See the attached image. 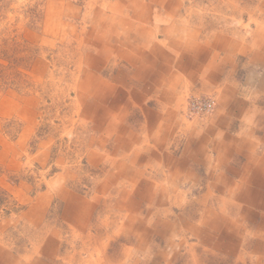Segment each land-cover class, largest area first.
Returning <instances> with one entry per match:
<instances>
[{
  "label": "rangeland",
  "instance_id": "374dc122",
  "mask_svg": "<svg viewBox=\"0 0 264 264\" xmlns=\"http://www.w3.org/2000/svg\"><path fill=\"white\" fill-rule=\"evenodd\" d=\"M233 1L0 0V255L7 259L4 260L5 264H18L20 256L31 253L24 252V249L31 250L35 243L39 246L31 254L37 253L42 247L41 237L45 235V231H39L41 224L54 223L55 228L62 227L63 234H67L68 225H62L57 220L68 214L67 196L83 202L77 208L82 218L71 216L70 225L80 227L75 229L78 232L74 245L73 238L69 236L70 245L67 246L73 250L71 255L81 254L77 247L81 243L82 254H88L87 262L90 264H95L94 260L98 264H126L130 251L118 243L114 234L113 262L107 259L101 262L102 250L111 237L105 233L100 237L98 232L93 237L87 231L90 225L87 219L89 215L92 216L93 208L103 213L106 207L112 208L113 218L117 217L113 221L115 233L118 232L115 223H121L127 211L141 216L146 210L159 219L160 215L157 214H163L166 208L163 209L161 203L153 200L157 191L151 190H162L164 187L152 183L142 188L140 181L132 189V185H126L125 178L120 180L125 170L119 171L118 179L121 182L115 185V171L111 166H115L116 162L112 163L115 158L112 153L119 149V140L130 142L132 135L140 136L141 142L150 144L147 150L141 151V156L151 159L153 165L165 170L171 166L181 176L193 171L204 174V170L200 171L194 165L190 169L187 147L192 150L203 138H208L212 143L216 137L211 130L218 131L221 124L227 121L233 124L230 134L238 137L240 128L245 126V117L254 121L255 110L264 115V92L259 90L258 83H249L251 75L261 74L262 71L247 67L245 63L248 58L245 55L235 56L231 79L223 77V72L228 69L222 66L219 67L220 73L216 69L203 74L199 71L202 65L199 59L198 66L190 71L193 78L183 81L176 90V101L165 105H162L161 98L152 94L158 91L157 83L162 77H170L164 72L166 64L168 69L178 74L174 65H179V60L168 44L164 48L165 56H160L163 69L159 70L156 64L148 63L152 78L145 84L147 92L143 94V100L136 98L126 83L130 62L117 53L113 58V24L119 30L121 22L145 19V16L148 19L199 20L205 23L206 20H219L221 14L225 15L222 9L228 3L231 8L229 21L234 22L238 10L233 11L232 7L243 3L251 5L252 2L236 0L244 1L237 4ZM120 9L128 10L129 15L116 18L114 13ZM146 9L150 10L149 13ZM241 18L248 23V11ZM236 24H232L231 29L241 30ZM147 26H150V33H154L156 38L152 44L161 42L162 47L167 42L165 34L171 35L175 30L164 23L155 26L148 23ZM176 26L181 35L175 32L181 37L190 36V31L195 30L188 26L185 28L180 22H176ZM208 29L211 33L212 28L209 26ZM146 51L148 62H154L153 54L158 50L153 51L151 47ZM210 76L217 77V82L209 79ZM154 77L157 78L156 82L153 81ZM103 79L111 82L115 89L113 93L96 90ZM234 82H237L236 87L225 89L226 85L227 88L232 87L231 83ZM204 99L213 102V111L191 114L188 109L190 103ZM245 107L248 110L242 111ZM169 120H173L172 129ZM113 126L118 129V136H122L117 142L110 139ZM226 133L227 129L223 134ZM208 152L209 155L214 154L210 146ZM169 162L173 164L169 165ZM151 170L145 176L149 177ZM252 181L250 177L248 187H254L250 185ZM105 184L108 185L104 187ZM122 184L125 187H119ZM191 185L189 182L182 188L189 190ZM203 187L199 185L192 189L202 193ZM199 196L196 192L189 193L188 199L195 200ZM37 209L45 212V215L47 213V220L33 218ZM244 211L252 216L256 214L261 217V213L264 214L258 207L246 203ZM172 214L167 211L164 215L171 217L169 215ZM141 222L144 224L142 220L139 224ZM258 222L263 220H254V223L252 220L246 221L245 225L254 228ZM144 227L146 230L143 231L150 239L148 225L144 224ZM140 230L142 234V228ZM168 230L173 233L176 227L168 226ZM121 240L124 241L123 237ZM189 241L196 242L192 239ZM43 247H46V242ZM239 247L242 246L237 249ZM166 250L171 258L175 256L170 248ZM135 251L133 261L129 260L127 264H141L143 258L139 251ZM179 253L184 255L185 249L180 248ZM49 254L50 251H45L42 255ZM221 262L219 260V264H223Z\"/></svg>",
  "mask_w": 264,
  "mask_h": 264
},
{
  "label": "crops",
  "instance_id": "0c3cea01",
  "mask_svg": "<svg viewBox=\"0 0 264 264\" xmlns=\"http://www.w3.org/2000/svg\"><path fill=\"white\" fill-rule=\"evenodd\" d=\"M229 1L231 3V0ZM236 2L239 4L244 1ZM251 2V5L243 3V5L239 4L236 7H232L233 11L238 10V16L234 17L236 19L234 22L229 21L231 8L230 3H228L227 7L222 9V13H225V15L221 14L219 20H206L205 23L199 20L148 19L145 16V19L121 22L119 30L113 24V38L115 39L113 58L117 53L118 56H122L123 59L130 62L131 67L126 71L128 78L126 83L130 85L131 91L136 98L144 99L143 94L147 92L145 84L152 78L148 70L149 67H147L148 63L150 65L156 64L159 70L163 69V62L160 56H165L164 48L167 47V44L170 49L174 50L175 53L173 52L172 54L178 58L179 65L177 63L174 65L178 71V74H175L171 68L168 69V64H166L164 72L166 73L165 75H170V77H162V80L158 79V91L152 96L158 99L161 98L162 105L176 101L177 88H180L186 79L191 80L193 78L190 71L198 66L197 61L199 59L202 64L199 66V71L203 74L207 75L216 69L220 73L219 67L222 66L228 69L223 72V77L231 79L233 75V69L231 68L235 66V56L244 57L245 55L248 58L245 63L247 67L259 68L262 71L261 74L255 73L253 74L254 76L251 75L249 83H258L259 90L264 92V0H251ZM146 11L149 13L150 10L146 9ZM247 11L250 17L248 23L241 18ZM111 12L113 13V8ZM114 14L117 18L124 14L126 16L129 15V12L126 9H120ZM176 22H180L185 28L188 26L190 29L194 28L195 30L190 31V36L181 37L180 31H177L179 28L176 26ZM148 23L154 24V26L155 24L164 23L165 26L175 29L180 35L174 30L171 35L165 34L164 37L167 42H165L164 47H162L161 42H157L154 45L152 41L154 42L156 38L154 33H150V26H147ZM234 23H237L236 27H240L241 30L239 28L231 29L233 28L231 25ZM209 26L212 28L211 33L208 29ZM172 35H176V37ZM151 47L153 51L158 50V52L153 54L154 59L152 61L154 62H148L149 60L146 56L148 52L146 50ZM209 79L217 82V77L213 78L210 76ZM116 80L117 77H115L114 81ZM153 81L156 82L157 78L154 77ZM110 83L103 79L96 90L101 93L108 91L113 93L115 89ZM231 86L227 88L226 85L225 89L236 87L237 82L231 83ZM116 92L119 91L116 90ZM246 110H248V107H245L242 111ZM255 111L254 121H251L250 117L244 118L245 126L240 128L238 137L230 134L233 124H229V121H227V123L221 124L218 131L211 130L212 135L216 137V140L213 139L212 143H210L208 138H203L192 150L187 147V152L189 151L188 159H191L189 163L190 169L194 165L195 168L197 167L200 171L204 170L205 173L193 171L192 173L188 172L186 176H181L171 166H167L165 170L159 165H153L151 159L141 156V151L147 150L149 143L145 145L144 142L140 141V136L137 135H132L133 138L130 142L124 139L119 140L118 138L122 136H118V129L113 126V134L110 139L116 140L114 142L119 140L120 146L119 149L112 153L113 157H115L112 163L116 162L115 166H111L115 171L113 173L115 185H118L122 181L121 179L125 178L126 185H132V189L140 181H142V188L152 183L154 185L157 184L161 188L164 187L167 189L166 192L160 188L151 189L157 191L153 200L157 201V204L161 203L163 209L166 208V212L171 211L174 216L165 217L164 214L166 212L163 211V214H157L160 215L158 219V217H152V212L147 213L146 210H142L143 214L141 216L136 215L134 211H127L124 218L121 219V223H115V229L118 228V232L115 233L113 231V221L117 217L114 215L115 218H113L112 208L106 207L104 213L93 208L92 216L89 215V219H87L90 223L87 231L93 237L97 232L100 233V237H102V233L111 237V240L106 241L104 245L102 258L113 262L114 234L118 239V243H121V246H125L132 254L129 260L133 261L135 257L133 254L137 253L135 250L140 252L143 258L141 264H219V260L223 264H264V214L261 213V217L256 214L252 216L249 212L244 211V203L258 207L261 212L264 211V115L260 111ZM157 117L162 120L160 116ZM169 122H171L169 126L172 129L173 120H169ZM248 128L249 130H247ZM223 129H227L226 134H223ZM208 144L212 149V153L214 152L213 155H209ZM130 151L131 153H129ZM146 159H148V162H146ZM171 164L173 162H169V165ZM149 169H152V172L148 177V175H145ZM192 169L194 170V167ZM120 170H125L123 177H120L121 181L118 179ZM227 173H232L233 175H228ZM250 177H252V182H254L250 184L254 186L253 188L248 187ZM182 178L183 180H181ZM131 182L132 184H130ZM189 182L193 186L191 185L189 190L183 189L182 187ZM107 185L105 184L104 187ZM199 185L204 186L202 193L192 189L197 188ZM122 186L125 187L124 184L119 187ZM194 192L200 196L195 200L188 199L189 193L193 194ZM68 197L65 198L67 202L66 212L68 214L57 219L60 220L59 222L62 225H68L67 234H63L64 230L62 227L55 228L54 223L41 224V230L39 231H45L44 237H41L42 242L40 245L42 244V247H39V251L37 250L35 254L31 253L33 249H37L36 246H39L37 243L33 245L31 250L24 249V252L31 253H25L19 258L17 257L18 264H68L69 262L73 264H90L87 262L89 260L88 254H82L81 243L77 245L81 253L78 256L76 254H72V256L70 252L73 250H71L70 246H67L70 245L69 236L73 238L72 245L75 244L74 240L78 232L75 229L80 227L77 222L75 223L77 225L75 228L70 225L71 216L75 215L78 219L82 218L80 212H77L80 211L77 208L83 203L77 201L79 198L70 199ZM37 210L33 218L39 221L47 220V213L45 215V212ZM151 210L153 211L154 208ZM94 213L95 215H93ZM140 220L148 225L150 239H148L146 231H143L144 229L146 230L144 224L142 222L139 224ZM251 220L253 223L254 220H263V222H258L251 229L245 225L246 221ZM135 226H137L136 229ZM168 226L170 228L176 227V231L170 233ZM141 228L142 234H140ZM122 237L124 241L121 240ZM190 239L196 242H190ZM45 242L46 247H43ZM238 246L242 247L237 249ZM167 248L173 251L174 257H170L169 253H167ZM180 248L185 249L186 253L184 255L179 253ZM45 251H50L49 256L42 255ZM4 260L7 259L1 254L0 264H5L6 261ZM12 264L16 263L12 262Z\"/></svg>",
  "mask_w": 264,
  "mask_h": 264
},
{
  "label": "built area",
  "instance_id": "2783aa9c",
  "mask_svg": "<svg viewBox=\"0 0 264 264\" xmlns=\"http://www.w3.org/2000/svg\"><path fill=\"white\" fill-rule=\"evenodd\" d=\"M188 109L191 114H208L213 111L214 105L210 99L196 100L190 103Z\"/></svg>",
  "mask_w": 264,
  "mask_h": 264
},
{
  "label": "bare ground",
  "instance_id": "6f19581e",
  "mask_svg": "<svg viewBox=\"0 0 264 264\" xmlns=\"http://www.w3.org/2000/svg\"><path fill=\"white\" fill-rule=\"evenodd\" d=\"M263 12V11H262ZM261 19V18H260ZM258 20V19H257ZM263 20V19H262ZM261 21V20H260ZM264 23V22H263ZM258 42V41H257ZM261 45V44H260ZM247 123V122H246ZM249 123V122H248ZM251 123V122H250ZM251 125V124H250ZM247 130H249V128L247 129ZM246 133H247V131H246ZM134 181V180H133ZM162 190H164V191H167L165 188H163ZM215 193V192H214ZM219 195V194H218ZM215 196V195H214ZM220 196V195H219ZM225 196V195H224ZM219 198V197H218ZM129 259H130V254H129ZM128 259V260H129ZM106 260L105 259H103L101 262L102 263H104ZM94 263L95 264H98L99 262H97L96 260H94ZM113 264V263H112Z\"/></svg>",
  "mask_w": 264,
  "mask_h": 264
}]
</instances>
